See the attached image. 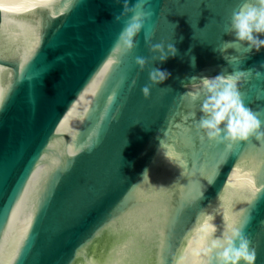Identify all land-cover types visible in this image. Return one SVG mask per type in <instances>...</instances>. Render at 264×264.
Here are the masks:
<instances>
[{"label": "water", "instance_id": "1", "mask_svg": "<svg viewBox=\"0 0 264 264\" xmlns=\"http://www.w3.org/2000/svg\"><path fill=\"white\" fill-rule=\"evenodd\" d=\"M239 2L150 0L117 62L125 0H0V264H205L207 228L241 221L264 264V142L209 143L190 98L243 73L264 119V49L229 27ZM160 42L177 56L153 59ZM153 68L171 75L145 98Z\"/></svg>", "mask_w": 264, "mask_h": 264}, {"label": "clouds", "instance_id": "2", "mask_svg": "<svg viewBox=\"0 0 264 264\" xmlns=\"http://www.w3.org/2000/svg\"><path fill=\"white\" fill-rule=\"evenodd\" d=\"M123 15H127V19L112 50V59L117 62L121 57L132 54L137 48V37L152 16L150 0H135L134 3L125 0L120 15L114 19L120 20V16ZM229 27L231 33L235 35V41L245 44L249 51L259 52L264 49V39L260 38L264 36V0H240L238 6L231 12ZM148 51L153 59L156 60L158 57L160 63L177 56L176 47L164 42L150 43ZM135 64L144 71L148 60L138 56ZM170 75L160 68L150 70L149 84L142 88L145 98L150 95L151 86H160ZM242 75L243 73H237L228 78L204 77L201 93L190 94L193 101L197 100L200 94L204 95L202 116L197 128L209 143L223 144L229 151L241 142L252 139L264 142V119L244 106L237 89V83ZM215 232L216 228L210 226L201 237V252L207 257L205 264H255L256 250L245 233L243 221L238 226L229 224L227 230L220 236H213Z\"/></svg>", "mask_w": 264, "mask_h": 264}]
</instances>
